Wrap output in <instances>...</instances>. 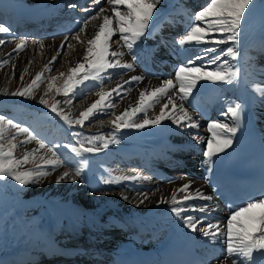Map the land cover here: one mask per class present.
I'll return each instance as SVG.
<instances>
[{"label": "bare ground", "instance_id": "6f19581e", "mask_svg": "<svg viewBox=\"0 0 264 264\" xmlns=\"http://www.w3.org/2000/svg\"><path fill=\"white\" fill-rule=\"evenodd\" d=\"M205 1L181 0V2L173 3L172 7L170 6L172 12L170 11L171 13L154 27L152 25L149 30L150 35L142 38L138 48L134 49L137 55L134 71L109 70L110 73H113L112 78L111 80L107 79V74H105L102 85L92 80L85 81L76 89V91L80 90V93L74 98L73 104L71 106L61 104L59 107L65 108L66 111L70 110L71 118H78L80 112L85 111L99 99L97 93L101 87L103 91L108 92L122 82L121 77L115 72H125L123 80L129 79L132 75H143L145 80L143 83L134 82L132 85H125V89L130 88L131 91L126 96L122 94L123 98L113 92L111 99L117 104V107L114 110H108V112L114 111L118 115L128 108L130 103L134 106L141 88L155 87L162 80L174 76L177 65L187 59V55L178 54L181 50L178 43L175 42L182 38L178 33L182 31L185 34V30L193 24L192 15L204 7ZM260 2V0H256L257 7L260 6ZM18 3L20 1L6 2L10 8L18 11L20 20H23L32 30V33L29 34L21 33V36L29 37L28 40L24 38L26 48L18 55L12 52L15 43L21 39H11V37L7 40L4 39L6 43L0 46V61L6 58V53L11 52L13 56L11 63L0 68V74L4 79L0 82V86L5 87L9 83L14 89L20 86V73L28 66L29 61L32 63L28 69L29 74L25 76V82H30L36 73L44 70V65L56 54V49L63 40L64 36L58 38L59 35H70L72 29L77 30L80 27L79 22L94 14L100 6L107 9L104 13L107 15H111L109 8L113 7L107 4L106 0H101V5L95 6L90 4V0H32L26 5ZM69 4H76L77 7L69 8ZM90 6L93 7L92 12L82 11L83 8ZM25 20L30 21L31 24ZM100 23H102V16L90 22L85 32L81 34L80 40L83 43L71 40L72 48H67L65 45L61 56L57 57L51 66V73L44 72L42 79L45 82L40 91L42 95L47 90L50 77H57L51 83L53 87L56 85L58 87L61 82L67 79L69 67L76 66L77 62H84L82 57L88 46L87 39ZM7 35L10 36L7 33L3 37L5 38ZM118 35L117 33L113 39H117ZM252 42L239 46V56L236 60L223 57L240 69L237 84H212L202 81L185 102L187 110L199 122V128L179 129L170 120H166L160 125L148 126L144 129H122L116 133L120 139L119 144H109L108 149L98 154H87L88 172L92 179L87 187L81 184L78 188L76 182L70 180L56 183L57 176L65 171L61 168L56 169L52 175L38 183L49 182V188L56 189L54 193L57 195L49 198V205H46L48 212L52 215V221L48 227H41L24 218L19 220L16 214L13 215L14 217L10 215V219L16 226L20 247L14 253V259L0 260V264H130V260L135 264L147 260L151 264H166L171 257L167 247L171 237L178 238L184 248L201 256L207 264H216L217 259L223 260L226 255V245L222 239L211 243L199 231L195 233L189 231L183 226L180 218L171 214L170 205H157L156 201L161 196L170 197L172 190L186 182H191V190L200 189L204 195L212 197L207 182L223 163L233 146L236 134L232 137V145L224 152L215 155L212 162L209 163L208 158L204 155L207 150V139L211 136L207 126L209 123L217 121L230 125L233 123L230 117L225 115L226 106L229 103L240 102L238 89L241 84L247 89L255 125L264 141V97L252 90L254 84L264 86V41L259 39L255 45H252ZM40 43L44 47H40ZM159 45L164 48L161 54L158 52ZM112 47L115 48L116 45H112ZM123 59L130 61L131 57L125 55ZM13 63L16 65L15 78L10 80ZM61 72L65 73V76L61 77ZM220 86L225 88L226 97L221 95ZM53 87L45 96L46 100L49 103H53L55 100L63 101L64 96L62 94L55 96ZM158 110L159 106L150 110L149 116ZM203 116L206 118L204 119ZM113 120H115V115L97 114L85 121L83 128L79 126L74 128H79L89 135L107 136L113 130L110 124V121ZM101 121L103 124L100 123ZM13 131L9 130L8 132L11 135ZM34 135L52 146L53 139L43 129L39 128L34 132ZM193 136L202 137L203 140L197 142L192 139ZM171 137H174L177 143L172 142ZM25 138L24 135H20L16 142L19 144V141ZM36 147L38 146L35 141L27 145H19L15 155L20 157L26 149L31 150ZM40 154L43 155L44 150H40ZM187 158L189 165H186ZM29 167L32 165L25 166V168ZM136 173L142 177H148V179L107 185L101 183L102 178L109 175L121 177L133 176ZM8 180L10 183L12 182L11 179ZM67 182L72 183L73 187L71 186L65 201L62 202L59 198L65 191ZM38 184L30 183L29 185L35 187ZM13 186L16 193L22 188H17L19 185L17 186L16 182ZM140 193H148L150 199L137 207ZM153 193L155 194L153 195ZM46 195L40 193L32 198L24 196L25 198H20L19 202H23L21 204L24 202L37 204L39 199ZM122 195L129 197V200L122 199ZM178 195L182 196L183 193ZM17 196L16 198H18ZM75 197L85 200V207L76 206ZM186 203L195 205L197 208L204 204L215 207V211L208 213L189 211L181 214L182 216L192 215L200 218L205 224L210 222L223 226L226 225L230 216L213 197L211 201L193 199ZM256 211L258 212L259 209ZM58 224H61L65 234L73 240L70 246L60 247L63 239L58 238ZM32 251L37 253L31 254ZM39 253L42 255L41 259ZM33 255L38 256L30 259Z\"/></svg>", "mask_w": 264, "mask_h": 264}, {"label": "snow or ice", "instance_id": "6c2138e0", "mask_svg": "<svg viewBox=\"0 0 264 264\" xmlns=\"http://www.w3.org/2000/svg\"><path fill=\"white\" fill-rule=\"evenodd\" d=\"M106 2L113 6L111 15L104 14L107 9L100 6L94 14L79 22L80 27L74 33L63 37L60 46L56 49V54L44 65V70L36 73L30 82H25V76L29 74L28 69L32 61H29L28 66L21 71L19 87L11 92L7 88L0 89L2 95L35 99L36 89H39L40 85L45 82L42 79L44 72L51 73V66L57 57L61 56L65 45L67 48H72L71 40L83 43L80 40L81 34L85 32L91 21L102 16V23L87 39L88 46L82 57L84 62H77L76 66L69 67L64 87L56 90L57 94L64 96V100H55L49 104V101L44 98L51 91L53 87L51 81L57 79L55 76L50 77L47 90L38 100L40 105L49 108V111L59 117L70 129L75 126L83 128L85 121L97 114L115 115V120L110 121L113 130L107 136L73 133L79 138L76 141L79 147L73 145H64V147L77 157H82L84 154H98L108 149L109 144H119L120 139L116 133L122 129H144L148 126L160 125L166 120H170L179 129L199 128V122L187 110L185 102L202 81L227 85L239 82L240 69L223 57H228L230 60L238 58L239 38L244 30V25L256 7V0H210L202 10L192 15L193 24L185 30L182 38L175 42L180 46L181 51L178 54L187 55V59L177 65L174 76L162 80L155 87L141 88L135 105L130 103L128 108L117 115L114 111L108 112V110H114L117 107V104L111 99L112 93L123 98L131 91L130 88L125 89V85H132L134 82L143 83L145 77L132 75L129 79L123 80L126 73L115 72L121 77L122 82L108 92L103 91L101 87L97 93L99 99L85 111L80 112L78 118L73 119L70 110L66 111L59 105L71 106L77 94L76 89L85 81L92 80L102 85L105 74H107V79L111 80L112 78L113 73H110L109 70L134 71L137 61L134 49L148 33L154 11L162 0H106ZM90 4L92 6L101 5V0H90ZM92 6L85 7L82 11L92 12ZM68 7L76 8L77 5L69 4ZM9 32V27L0 25V34ZM117 33L119 34L118 38L113 39ZM5 43L4 39H0V46ZM225 44L229 46L221 49L220 45ZM112 45H116V47L113 48ZM188 45L191 47H186ZM199 45L205 46L198 47ZM39 46L44 47L42 43ZM25 48L26 41L21 39L15 43L12 52L18 55ZM125 55L130 56L131 60L125 61L123 59ZM5 56L6 58L0 61V68L11 63L13 59L11 52L6 53ZM197 61H201V63L198 64ZM15 67L16 65L13 63L10 80L15 78ZM60 76H65V73L61 72ZM252 90L264 97V86L254 84ZM157 106H159L158 112H153L149 116V111ZM243 112L244 105L242 103H229L226 106L225 115H228L233 123L230 125L217 121L208 124L207 130L211 136L207 139V150L204 155L208 158L209 163L212 162L215 155L224 152L232 145V137L238 130ZM100 123L103 124V121ZM9 130L14 131L10 136H6ZM20 135H24L26 138L20 140L18 144L16 141ZM192 139L197 142L203 140L199 136H193ZM33 141L38 147L31 150L26 149L20 157L15 155L19 145H27ZM57 147L59 146H49L37 138L29 128L21 127L12 119L0 114V181L11 179L22 187L30 183L43 182L56 169L64 167L68 163L59 155ZM40 150H44L43 155L40 154ZM26 165H32V167L25 168ZM87 165L88 161L81 159L72 170H65L58 175L55 182L61 183L65 180L76 182L82 178ZM146 179L148 177H142L139 173L121 177L109 175L102 178L101 183L107 185ZM157 191L159 190L157 189ZM180 193L183 195L179 196ZM139 197L137 207L150 199L148 193H140ZM121 198L129 200V197L124 195ZM193 199L211 201L212 197L204 195L200 189L191 190V182H186L172 190L170 197L161 196L156 203L157 205H170L171 214L180 218L183 226L189 231L193 233L199 231L211 243L223 240L226 245V255L223 260L217 259L216 264H264V196L249 200L246 204L231 209L226 225L223 226L210 222L205 224L202 219L192 215L182 216V213L189 211L200 213L215 211L214 206L210 207L207 204L197 208L195 205L186 203ZM257 209H259L258 212Z\"/></svg>", "mask_w": 264, "mask_h": 264}, {"label": "rangeland", "instance_id": "374dc122", "mask_svg": "<svg viewBox=\"0 0 264 264\" xmlns=\"http://www.w3.org/2000/svg\"><path fill=\"white\" fill-rule=\"evenodd\" d=\"M12 1H20V3H18L19 5L21 4L26 5L29 4L32 0H12ZM171 1L172 0H162V2L157 6V9L154 11L153 21L150 22L149 30L151 29L152 25L154 27L155 24L162 21L165 18V16H168V14L172 12L171 7L173 3L181 2V0H174L173 3L171 4ZM260 1H261L260 6L255 7V10L250 16L248 22L244 25V30L239 38L240 40L239 46L250 41H253L252 45H255L257 44L255 42H257L259 39L260 41L261 40L264 41V36H262L264 35V0H260ZM6 2H11V0H0V25H4L10 28V32L8 33L10 36L7 35L4 38L3 36L6 35L7 33H3L0 34V39L7 40L8 38L11 37V39L16 38V40L17 39L24 40V38L25 40H28L29 37L21 36V33L23 35H25L24 33L29 34L32 33V30H30V27H27V24L24 23L23 20H20L19 18L20 15L18 14V11L15 10L14 8H10L6 4ZM209 2L210 0H206L204 7ZM109 9L111 11L112 7H110ZM170 19H174V18H170ZM25 21L31 24L30 21L27 20ZM149 30L146 36L150 35ZM75 31H76L75 29H72V33H74ZM178 34L180 36L184 35L182 31H180ZM63 36L65 35L61 34L58 36V38H61ZM138 45L135 48H138ZM204 46L205 45H199L198 47H204ZM228 46H229L228 44L220 45V48L223 49ZM158 50H159L158 51L159 54H161L164 51V48L161 45H159ZM2 80H4L3 75L0 74V82ZM66 80L67 79L61 82L58 85V87L57 85L53 87V90L55 91V96L60 95L57 94L56 90L58 88H63ZM42 85L43 84L40 85L39 89H36L35 99L18 97V96L13 97L11 95L0 94V114L5 115L6 117L12 119L21 127L29 128V130L33 134L35 131L39 130V128L46 131V133H49L50 134L49 137L53 139L52 146H59L57 147V152L65 161L68 162L64 167H61V169L72 170V168L75 167L77 165V162L80 161L81 159H86L88 161V155L84 154L82 157L74 156V154H72L67 148H65L64 145H73L79 147V145L76 144V141L79 138L73 135V133L81 132L84 135H89V134L86 132L84 133V131H82L79 128H71V129L68 128L67 125H65L64 122L59 119V117H57L54 113H51L49 111V108L40 105L38 103V100L42 95L40 92ZM2 88H7L9 92L16 89V88L15 89L12 88L9 83H7L5 87L0 86V89ZM76 92L78 94L80 93V90H77ZM220 93L221 95H225L226 97V90L223 86H220ZM49 104H51V102ZM218 119H220V117H218ZM6 136H10V133L7 132ZM170 140H172V142H176L174 137H171ZM186 161L188 162L186 165H189L188 158L186 159ZM88 167H89V162L84 173L82 174V178L76 181L77 187L78 186L80 187L81 184L87 187L90 181H92V179H90L91 175H89ZM12 182L10 183V180L8 179L4 181H0V260L3 261H7L10 258L14 259L15 258L14 253L17 251V248L20 247L18 244L19 237L16 235V226L15 223H13L12 220L10 219V215L14 217L13 215L16 214L18 215L19 220L20 218H24L27 221L34 222L35 224L40 225L41 227L43 226L48 227L50 222L52 221V215L50 214V212H48L49 210L46 205L47 204L49 205V198H53L54 196L57 195L56 193H54L56 192V189L49 188V182L44 184H38V186L35 185V187L29 184L22 187L20 185L18 186L17 184L18 186L17 188L22 187L21 190H17V193L14 191V186H13L15 181L13 182V184ZM72 185L73 184L70 182L66 183L65 191L60 195L61 196L59 198L60 201L62 202L65 201L66 194L71 190V188L73 187ZM137 185L139 184L137 183ZM40 193H44L47 195L39 199L37 204L32 202H24V204H21L23 202H19L20 198L21 199L25 198L24 196H28L32 198ZM18 194L19 196H17ZM97 194L103 195L104 193H97ZM16 196L18 198H16ZM74 201L76 206L85 207L86 205L85 200H81L79 197H75ZM58 226H59L58 238L63 239V241L61 239L62 243L60 244V247L63 248L66 246H70L73 240H71V237L69 235L65 234V230H63L61 224H58ZM36 253L37 252L32 251L31 254H36ZM39 255L41 259L42 255L40 253ZM34 256L36 257L38 255H33L31 256L30 259H32Z\"/></svg>", "mask_w": 264, "mask_h": 264}]
</instances>
